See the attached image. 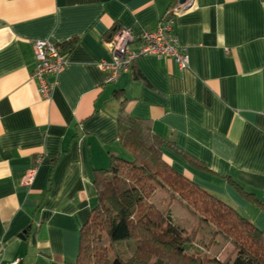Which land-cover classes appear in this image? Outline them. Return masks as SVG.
I'll return each mask as SVG.
<instances>
[{
	"label": "crops",
	"instance_id": "0c3cea01",
	"mask_svg": "<svg viewBox=\"0 0 264 264\" xmlns=\"http://www.w3.org/2000/svg\"><path fill=\"white\" fill-rule=\"evenodd\" d=\"M183 2L0 0V264L75 261L96 203L94 169L127 153L120 110L202 161L209 170L162 147L177 171L264 227V210L227 179L264 200V0H189L174 18L185 68L149 54L105 81L114 31L153 28ZM72 37L44 98L31 77L32 41Z\"/></svg>",
	"mask_w": 264,
	"mask_h": 264
},
{
	"label": "trees",
	"instance_id": "16d2710c",
	"mask_svg": "<svg viewBox=\"0 0 264 264\" xmlns=\"http://www.w3.org/2000/svg\"><path fill=\"white\" fill-rule=\"evenodd\" d=\"M76 40L72 37L60 42L61 50H71ZM117 121L119 143L128 156L112 153L107 167L94 169L96 203L80 227L75 261L63 264H115V260L117 264H264V227L258 228L232 205L177 171L162 147L200 170H209L202 161L174 140L152 131L147 119L120 110ZM227 179L264 210V200L254 197L230 175ZM157 187L165 192L163 208L150 201ZM173 199L211 226L209 241L197 238V227L187 231L175 221ZM217 235L232 246L223 257L209 250ZM122 241H131L134 246L133 256L127 261L115 250ZM106 245L111 247L113 257Z\"/></svg>",
	"mask_w": 264,
	"mask_h": 264
},
{
	"label": "built area",
	"instance_id": "2783aa9c",
	"mask_svg": "<svg viewBox=\"0 0 264 264\" xmlns=\"http://www.w3.org/2000/svg\"><path fill=\"white\" fill-rule=\"evenodd\" d=\"M189 0L169 8L153 28L120 27L107 40L111 51V60L102 61L100 67L105 73L106 82H115L134 61L144 55L154 54L173 60L179 68H185L189 62L187 46L180 43L174 32V18L185 8ZM34 68L31 77L38 83V91L44 98H50L55 80L48 75H56L66 63V54L58 42L50 39L32 41ZM31 171L26 180L32 179ZM9 264H17L13 261Z\"/></svg>",
	"mask_w": 264,
	"mask_h": 264
},
{
	"label": "rangeland",
	"instance_id": "374dc122",
	"mask_svg": "<svg viewBox=\"0 0 264 264\" xmlns=\"http://www.w3.org/2000/svg\"><path fill=\"white\" fill-rule=\"evenodd\" d=\"M122 154L123 156H128V153ZM166 157V156H165ZM165 192L162 188L157 187L154 194L152 195L150 201L154 202L160 208H163L166 205L167 200L164 199ZM172 215L175 221L182 227H185L187 231H190L192 228L197 227V238H202L205 242L209 241L211 238V226L205 223L202 220H199L198 217L190 212H188L185 208H183L177 199H173L171 203ZM107 251L112 255V249L110 246L106 245ZM232 248L230 242L220 236L217 235L215 240L209 244V250L216 252L219 256L223 257L230 249ZM115 250L119 254L122 260H129L134 253V246L131 241H122L115 245ZM115 264L118 262L115 260Z\"/></svg>",
	"mask_w": 264,
	"mask_h": 264
},
{
	"label": "water",
	"instance_id": "95a60500",
	"mask_svg": "<svg viewBox=\"0 0 264 264\" xmlns=\"http://www.w3.org/2000/svg\"><path fill=\"white\" fill-rule=\"evenodd\" d=\"M181 2H183L184 0H180ZM26 232L24 231V232H22L20 235H22V234H25Z\"/></svg>",
	"mask_w": 264,
	"mask_h": 264
}]
</instances>
